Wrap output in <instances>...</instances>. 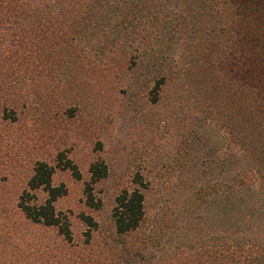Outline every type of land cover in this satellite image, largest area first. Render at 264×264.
I'll return each instance as SVG.
<instances>
[{"label": "rangeland", "instance_id": "374dc122", "mask_svg": "<svg viewBox=\"0 0 264 264\" xmlns=\"http://www.w3.org/2000/svg\"><path fill=\"white\" fill-rule=\"evenodd\" d=\"M139 4L140 13L124 22L121 10L112 8L105 19L81 15L92 30L74 40L51 37L45 29L29 39L32 54L25 62L0 70V248L12 258L30 264H191L204 262L208 244L221 239L219 182L251 165L240 141L250 132L241 127L262 118L254 117L248 85L256 65L240 72V59L264 53V0ZM118 23L128 26L130 39ZM257 98L263 114L264 97ZM61 151L83 175L76 179L58 169L53 178L68 188L56 206L70 214L71 244L55 228L23 220L17 207L37 161L55 165ZM97 159L108 174L94 185L102 206L91 209L84 190ZM137 174L147 183V216L137 233L118 237L115 199L136 186ZM255 174L250 176L261 185ZM81 212L91 214L98 228L90 231ZM136 248L143 249L132 259L126 250Z\"/></svg>", "mask_w": 264, "mask_h": 264}, {"label": "trees", "instance_id": "16d2710c", "mask_svg": "<svg viewBox=\"0 0 264 264\" xmlns=\"http://www.w3.org/2000/svg\"><path fill=\"white\" fill-rule=\"evenodd\" d=\"M29 1L0 0V70L17 67L21 61L25 62L24 59L32 54V50L29 49L32 46L29 39L40 38L47 33H43L45 29L49 31L51 37L54 33H61L66 38L70 37L71 40H74L83 36L88 29L92 30L90 23L82 20H85L87 16L90 19L96 16L105 19L106 9L109 8L114 9V13L121 10L118 17L122 19L121 22H124L125 17L129 14L140 13L139 2H214L215 0ZM97 2H103V4H97ZM67 12L68 15H66ZM83 14V19L79 20L78 17ZM30 20L35 22L33 23L35 26L32 28L27 23ZM91 23L97 24L98 22L92 20ZM118 24V28L127 39H130L128 26L121 27L122 24ZM27 32L31 33L32 38L26 37ZM251 49L256 55L264 49V46L260 48V51L256 47ZM21 54H25V56ZM240 62V72H248L250 62L256 65L253 74L249 77L251 81H248V85L254 95L251 105L254 117L262 115L261 119L251 120L252 127L249 124L241 127V131L249 130L250 132L249 135H242L240 141L243 151H248L251 154L252 163L249 166L245 165L243 169H238L232 178L219 182V188H221L220 219H222L219 232L222 237L219 241L208 244L206 255L202 254L206 257L204 262L200 263L201 260L194 259L191 264H196V262L199 264H264V109H262V114L257 98L258 95L264 97V53H260L254 60L253 56H249L247 62L242 59ZM165 76L168 74L165 73ZM3 79L7 80L8 78L3 75ZM8 107L12 109V112L15 111L14 107ZM58 169L70 170L76 179L83 177L78 164L65 151H61L57 155L55 165L45 160H39L27 186L19 196L17 207L23 220L47 228H55L61 240L71 244L73 232L70 214L59 210L56 206L57 201L68 193V188L64 183L57 185L53 182ZM251 171L256 172L257 178L262 180L261 185L253 180V175L250 176ZM89 173L90 179L85 183L84 190L85 204L91 209H99L102 206V200L95 196L94 185L107 176L108 166L104 161L97 159L91 163ZM134 182L136 183L135 187L123 189L115 199L112 217L114 234L118 237L137 233L147 216V183L140 174L134 177ZM39 192H43L45 196L40 198ZM78 217L90 231L98 228V222L91 214L81 212ZM142 249L136 248L126 250V252L134 259ZM16 257L9 256L6 248L2 250L0 248V264H30Z\"/></svg>", "mask_w": 264, "mask_h": 264}]
</instances>
